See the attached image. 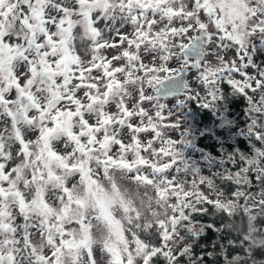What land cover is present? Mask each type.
Instances as JSON below:
<instances>
[{"label":"snow or ice","instance_id":"1","mask_svg":"<svg viewBox=\"0 0 264 264\" xmlns=\"http://www.w3.org/2000/svg\"><path fill=\"white\" fill-rule=\"evenodd\" d=\"M0 264H264V0H0Z\"/></svg>","mask_w":264,"mask_h":264},{"label":"trees","instance_id":"2","mask_svg":"<svg viewBox=\"0 0 264 264\" xmlns=\"http://www.w3.org/2000/svg\"><path fill=\"white\" fill-rule=\"evenodd\" d=\"M245 105V102L242 99H237L235 101L232 102V104L229 106L230 107V111L228 113V115L231 117V119H233L239 126L243 125L244 123V117L242 114V109ZM237 113V114H234ZM198 116V119H200L202 121V123H209L210 120V114L208 113H203V114H195ZM235 131V128L232 129V132ZM232 132H230L232 134ZM213 147H215L216 145V140L213 141ZM227 145V144H226ZM234 145L239 147L241 150L245 149L244 147V143L243 140L240 138H237L234 140ZM231 144L229 145V149L231 148ZM215 154L216 151H215ZM207 221V217L204 218ZM215 234L212 232L211 229L207 230L205 235L201 238V243H209L210 241H212L214 239Z\"/></svg>","mask_w":264,"mask_h":264},{"label":"flooded vegetation","instance_id":"3","mask_svg":"<svg viewBox=\"0 0 264 264\" xmlns=\"http://www.w3.org/2000/svg\"><path fill=\"white\" fill-rule=\"evenodd\" d=\"M245 106V105H244ZM203 113H208V114H210V120H209V123H202V121L200 120V119H198V116L197 115H195L194 116V119H193V121H192V123H193V125H194V127L196 128V129H203V128H213V126H215V130L217 131V129H216V125L218 124V122H217V120L215 119V117L213 116V114L212 113H209V112H206V111H203V110H201V111H197L195 114H203ZM234 114H237V113H234ZM242 114H243V109H242ZM233 120V119H232ZM244 124V123H243ZM243 125H241V127H242ZM227 134L228 133V131L225 129V128H223L221 131H217V133H215L217 136H219L220 134ZM235 139H237L236 137H232L231 139H229V141H227V140H225L224 142H225V145H226V148L228 149V150H231L232 149V147H234L235 145H234V140ZM243 140V139H242ZM213 141H215V139H213L212 137H210L209 135H201V136H198L197 137V143L199 144V145H201L202 147L203 146H208V148H209V150L210 151H212L213 153H215V147H213V145H211V144H213ZM243 143H244V147H245V149H243V150H248V146H247V142L245 141V140H243ZM231 144V148L229 149V145ZM235 147H237V146H235ZM217 155H218V153H217Z\"/></svg>","mask_w":264,"mask_h":264},{"label":"rangeland","instance_id":"4","mask_svg":"<svg viewBox=\"0 0 264 264\" xmlns=\"http://www.w3.org/2000/svg\"><path fill=\"white\" fill-rule=\"evenodd\" d=\"M249 71H251V70H249ZM215 119H216V118H215ZM212 129H213V132H214V133H217V131L215 130V126H213ZM231 135H232V134L228 131L227 134H226V133H225V134L222 133V134H220L219 136H220V137H223V138H225V140L229 141V139H227V138H228V137H231ZM229 142H230V141H229ZM246 144H247V143H246ZM247 146H248V144H247Z\"/></svg>","mask_w":264,"mask_h":264},{"label":"water","instance_id":"5","mask_svg":"<svg viewBox=\"0 0 264 264\" xmlns=\"http://www.w3.org/2000/svg\"><path fill=\"white\" fill-rule=\"evenodd\" d=\"M224 127L222 125L217 124L216 129L217 131H221Z\"/></svg>","mask_w":264,"mask_h":264}]
</instances>
